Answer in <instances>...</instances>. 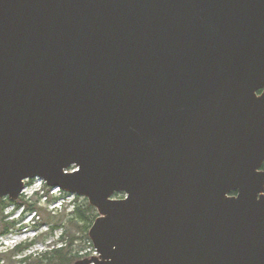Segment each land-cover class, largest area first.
I'll return each mask as SVG.
<instances>
[{
	"label": "water",
	"instance_id": "95a60500",
	"mask_svg": "<svg viewBox=\"0 0 264 264\" xmlns=\"http://www.w3.org/2000/svg\"><path fill=\"white\" fill-rule=\"evenodd\" d=\"M263 164L264 0H0V198L85 197L73 264H264Z\"/></svg>",
	"mask_w": 264,
	"mask_h": 264
},
{
	"label": "rangeland",
	"instance_id": "374dc122",
	"mask_svg": "<svg viewBox=\"0 0 264 264\" xmlns=\"http://www.w3.org/2000/svg\"><path fill=\"white\" fill-rule=\"evenodd\" d=\"M43 186L46 188H43ZM38 188L40 189V195L44 196L38 200L39 202L37 203V206L39 210H37V215H35L33 220L36 223H41V226L37 231H34V225L30 223L29 225L31 228H29L28 232L25 235L20 236L13 231L11 234L4 237L3 240H0V253H6L12 250L16 245L26 244L32 240H36L37 243L32 248L13 258V261H15L16 264H25L20 263L19 259L29 255L36 256V254H42L45 251L50 250L51 245L58 241L65 231H69L74 235L71 249L73 253L77 254V259L75 261L89 259L95 256V250L88 236V231L92 223H89V221L84 219L81 220L82 218L80 214L75 211L76 207H82L86 203L89 204L88 200L85 197L75 196L64 192L59 188L54 189L47 187L45 182L40 178H35L33 181L32 179L27 180L23 188V194L20 197L35 203L36 198L32 195V192L34 190H38ZM55 190H58L59 192H55ZM121 196L122 195H114L113 198L119 199ZM0 199L6 201V198ZM51 199H57L58 201H51ZM60 203H64L63 205L66 206L64 211L62 209L63 206H61ZM2 214L3 216H8L6 219L9 222L16 221V226L26 225V221H28L30 216L33 215L32 213H29L22 220L17 211H13L12 205L5 208ZM48 214H50L49 217ZM95 214L98 216L96 210ZM61 217V224H59L61 225V228L56 229L53 233H51V225H54L55 222H59ZM71 218L72 221L73 219L74 221L72 223H68ZM0 264H8V262L5 259V261H1Z\"/></svg>",
	"mask_w": 264,
	"mask_h": 264
},
{
	"label": "trees",
	"instance_id": "16d2710c",
	"mask_svg": "<svg viewBox=\"0 0 264 264\" xmlns=\"http://www.w3.org/2000/svg\"><path fill=\"white\" fill-rule=\"evenodd\" d=\"M261 170L264 171V164ZM43 188H46V187L43 186ZM230 195L235 196L236 192H232L230 193ZM43 196L44 195L38 194L35 197L36 198L35 203L29 200H25L22 197H19L16 201H10L8 198H6V201H3L2 199H0V238L8 235L14 230L20 229V227L16 226L17 225L16 221L9 222L6 219L8 216H3L2 212L4 211L5 208L12 205L13 211H14L21 207L23 208V216L29 213L37 214V210H39L37 203L39 202L38 201L39 199L43 198ZM52 200L55 201L56 199H51V201ZM62 209L64 211L66 209V206L63 205ZM75 211L78 214H80L82 218L81 220L83 219L87 220L89 221V223H93L97 217V215L95 214V209L87 203L83 205L82 207H76ZM49 215L50 214H48V217ZM61 220H62V217L59 219V222H55L54 225H51L50 227L51 233H53L56 229L61 228V225H59L61 224L60 223ZM73 221L71 218L68 223H72ZM40 226H41V223L35 222L34 229L37 230ZM73 239H74V235L69 231H65L61 235L60 239L51 245L50 250H47L42 254H36V256L35 255L25 256L19 259V262L25 263V264H73V262L77 259V254L73 253L71 249ZM36 243H37L36 240H32L26 244L16 245L12 250L6 253H0V263L1 261H5L6 259L8 264H16L15 261H13V258H15V256H18L24 253V251L28 250L30 247L34 246V244Z\"/></svg>",
	"mask_w": 264,
	"mask_h": 264
},
{
	"label": "built area",
	"instance_id": "2783aa9c",
	"mask_svg": "<svg viewBox=\"0 0 264 264\" xmlns=\"http://www.w3.org/2000/svg\"><path fill=\"white\" fill-rule=\"evenodd\" d=\"M77 168L76 167H70L69 169H66V171L68 172H73L75 171Z\"/></svg>",
	"mask_w": 264,
	"mask_h": 264
},
{
	"label": "flooded vegetation",
	"instance_id": "af4514ba",
	"mask_svg": "<svg viewBox=\"0 0 264 264\" xmlns=\"http://www.w3.org/2000/svg\"><path fill=\"white\" fill-rule=\"evenodd\" d=\"M33 180H35V178H34V179H32V181H33Z\"/></svg>",
	"mask_w": 264,
	"mask_h": 264
},
{
	"label": "bare ground",
	"instance_id": "6f19581e",
	"mask_svg": "<svg viewBox=\"0 0 264 264\" xmlns=\"http://www.w3.org/2000/svg\"><path fill=\"white\" fill-rule=\"evenodd\" d=\"M56 189V188H55Z\"/></svg>",
	"mask_w": 264,
	"mask_h": 264
}]
</instances>
